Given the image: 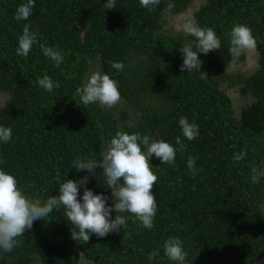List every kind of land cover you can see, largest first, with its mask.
Masks as SVG:
<instances>
[{"label": "trees", "instance_id": "trees-1", "mask_svg": "<svg viewBox=\"0 0 264 264\" xmlns=\"http://www.w3.org/2000/svg\"><path fill=\"white\" fill-rule=\"evenodd\" d=\"M25 2L0 0V93L8 96L0 105V126L12 129L11 140L0 143V169L14 175L29 197L58 195L57 174L61 181L87 177L78 199L86 187L108 197L112 206L103 169L77 171L72 161H101L106 142L119 130L177 148L180 136L186 151H177L174 166L160 164L154 155L149 161L158 177L152 229L130 213L113 210V219L116 214L126 218L120 231L102 238L93 234L87 243L74 241L61 207L34 221L12 252L0 251V264H80L81 257L93 264H176L164 255L169 236L182 240L185 264H264V178L251 181V167H264V0H205L193 18L213 28L221 47L200 53L201 69L191 72L181 71L180 50L191 45L199 52L196 40L165 30L163 13L182 14L192 0H160L151 11L139 0H116L111 10L104 8L107 0H35L29 19L18 22L15 11ZM236 23L252 30L258 69L226 80L235 55L228 34ZM24 24L40 43L64 54L59 66L38 45L27 57L16 54ZM95 58L101 72L118 83L126 107L117 112L98 103L85 107L75 95ZM113 62H122L123 70L114 69ZM45 74L59 88H41L38 78ZM227 81V87L239 86L241 95L252 98L237 117L222 88ZM181 116L198 125L195 139L183 137ZM129 121L134 127L127 126ZM241 151L247 155L234 162ZM188 156L195 158L196 174L187 167ZM153 251L159 255L149 260Z\"/></svg>", "mask_w": 264, "mask_h": 264}, {"label": "clouds", "instance_id": "clouds-1", "mask_svg": "<svg viewBox=\"0 0 264 264\" xmlns=\"http://www.w3.org/2000/svg\"><path fill=\"white\" fill-rule=\"evenodd\" d=\"M139 2L141 7L151 11L153 7L159 5L160 0H139ZM173 6L171 3L168 5L169 8ZM34 7L35 0H26L17 7L14 19L18 22L27 21ZM115 7L116 0H107L104 3L105 9L111 10ZM181 30L185 35L195 38V46L199 52L194 51L191 45H185L180 50L183 56L180 69L182 72L185 69L188 72L200 71L202 61L199 59V54L219 50L221 41L213 28L201 27L194 19H187L181 26ZM228 35L232 53L239 55L245 50H253L256 47L257 42L252 30L245 24H234ZM34 45H38L44 56L53 60L56 66L64 61V54L59 49L47 46V42L40 43L37 34L30 30V25L24 24L22 34L18 37L16 54L27 57ZM112 67L121 71L124 65L122 62H113ZM201 75L207 78L206 73ZM71 78L70 75L69 79ZM38 84L48 92L60 86L58 81H53L47 74L43 78H38ZM75 95L85 107L98 103L105 108H113L121 101L117 81L99 70L86 75L84 83L76 88ZM127 126L132 128L134 124L129 121ZM179 126L183 137L187 140H193L199 135L198 125L189 122L187 117L179 118ZM11 138L12 129L0 126V143L6 144ZM176 145L179 147H174L164 140H152L139 132L129 134L119 130L106 142L101 161L76 157L72 161V167H75L77 171L86 170L91 174L97 167L103 169L106 186L111 190V197L114 198L112 206L107 204L108 197L103 194H94L86 187L82 199H78L79 186L87 183V177L77 181L71 179L61 181L57 174L58 195L49 196L45 200L40 197H29L25 189L19 186L14 175L0 169V251L12 252L21 243L18 238L32 228L34 221L44 220L54 209L59 210L61 207L64 209V217L72 225L70 232L74 241L82 240L87 243L93 234L102 238L110 232L120 231L126 224V218L116 214L113 219L111 217L113 210L115 213H130L142 227L152 229L157 213L153 187L158 177L152 171L149 161L154 155L160 160V164L174 166L177 151L181 153L186 151L180 136L176 137ZM246 155V151L236 153L233 161H241ZM187 167L192 174H196L194 157L188 156ZM262 178H264V167L253 165L251 167L252 183H259ZM163 251L170 261L185 264L188 254L179 237L169 236L164 240ZM158 255V251H153L148 259L153 260Z\"/></svg>", "mask_w": 264, "mask_h": 264}, {"label": "rangeland", "instance_id": "rangeland-1", "mask_svg": "<svg viewBox=\"0 0 264 264\" xmlns=\"http://www.w3.org/2000/svg\"><path fill=\"white\" fill-rule=\"evenodd\" d=\"M205 3V0H192L188 9L179 15H173L169 12L163 13V26L165 30H172L174 35H178L180 37H184L185 34L181 30V26L187 19H194L193 14ZM240 56H244L243 59ZM258 61L259 54L258 52L253 50H245L241 55L235 54L233 59L228 67L226 80H229L230 77L236 78L237 74H241L245 77L250 76L258 69ZM99 70L101 71V66L98 58L90 60V68L87 74L92 71ZM231 75V76H228ZM228 81L224 82L222 88L224 89L227 96L230 98L232 107L235 111V116L239 115V111L241 108L249 106L252 101V98L249 95L243 96L238 92L239 86L236 88L227 87ZM8 96L6 93H0V105L3 107L5 101ZM126 107L124 100L121 99L120 103H118L113 108H106L111 112H117L119 109H123ZM80 264H93L90 261H87L85 258L81 257Z\"/></svg>", "mask_w": 264, "mask_h": 264}]
</instances>
